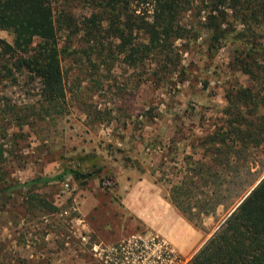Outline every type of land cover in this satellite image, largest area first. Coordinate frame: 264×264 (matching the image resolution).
Returning a JSON list of instances; mask_svg holds the SVG:
<instances>
[{
	"label": "rangeland",
	"instance_id": "rangeland-1",
	"mask_svg": "<svg viewBox=\"0 0 264 264\" xmlns=\"http://www.w3.org/2000/svg\"><path fill=\"white\" fill-rule=\"evenodd\" d=\"M51 4L66 95L59 112L37 118L31 113L40 105L39 79L18 66L16 57L0 55V187L4 180L54 176L66 167L95 173L36 187L33 193L55 210L32 202L26 188L13 192L0 208V262L103 264L95 250L99 244L151 232L123 204L127 192L141 178L154 181L163 193L171 186L165 178L172 184L184 181V157L200 158V139L219 117L226 91L250 79L234 68L233 45L211 52L204 30L197 39L176 42L180 73L153 78L147 67L118 53L112 37L87 41L83 22L93 13L88 4ZM0 39L12 43L13 36L0 29ZM234 205L192 216L202 244ZM194 253L181 254L184 264Z\"/></svg>",
	"mask_w": 264,
	"mask_h": 264
},
{
	"label": "trees",
	"instance_id": "trees-1",
	"mask_svg": "<svg viewBox=\"0 0 264 264\" xmlns=\"http://www.w3.org/2000/svg\"><path fill=\"white\" fill-rule=\"evenodd\" d=\"M80 1L93 10L83 22L87 41L112 37L115 50L132 64L147 67L153 78L181 72L179 40L197 39L205 32L211 52L233 45L232 64L250 84L226 91L219 117L200 139V158L184 157L185 180L165 181L171 184L172 203L192 223L193 215L235 204L187 264H264V0ZM56 22L51 0H0V29L13 36L12 43L0 39V55L16 57L18 66L39 79L40 105L31 113L37 118L59 112L66 95ZM3 153L0 144V162ZM94 173L66 167L54 176L17 183L4 180L0 208L13 192L26 188L32 202L55 210L33 193L36 187L63 181L67 175L86 180Z\"/></svg>",
	"mask_w": 264,
	"mask_h": 264
},
{
	"label": "crops",
	"instance_id": "crops-1",
	"mask_svg": "<svg viewBox=\"0 0 264 264\" xmlns=\"http://www.w3.org/2000/svg\"><path fill=\"white\" fill-rule=\"evenodd\" d=\"M123 204L147 229L164 238L180 254H192L202 245L201 228L172 203L166 187L163 193L154 181L141 178L127 192Z\"/></svg>",
	"mask_w": 264,
	"mask_h": 264
},
{
	"label": "built area",
	"instance_id": "built-area-1",
	"mask_svg": "<svg viewBox=\"0 0 264 264\" xmlns=\"http://www.w3.org/2000/svg\"><path fill=\"white\" fill-rule=\"evenodd\" d=\"M95 248L103 264H184L182 255L152 232L133 234L117 243L99 244Z\"/></svg>",
	"mask_w": 264,
	"mask_h": 264
},
{
	"label": "water",
	"instance_id": "water-1",
	"mask_svg": "<svg viewBox=\"0 0 264 264\" xmlns=\"http://www.w3.org/2000/svg\"><path fill=\"white\" fill-rule=\"evenodd\" d=\"M263 176H264V175H263ZM263 176H262V177H263ZM262 177H261V178H262ZM261 178H260V179H261ZM260 179L255 183V185L260 181ZM255 185H253V186H252V187L246 192V194L242 197V199H243V198H244V197H245V196H246V195L252 190V188H253ZM242 199H241V200H242ZM241 200H240V202H241ZM240 202H239V203H240Z\"/></svg>",
	"mask_w": 264,
	"mask_h": 264
}]
</instances>
